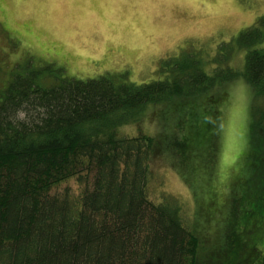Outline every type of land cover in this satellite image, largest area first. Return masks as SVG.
Listing matches in <instances>:
<instances>
[{
	"label": "trees",
	"instance_id": "obj_1",
	"mask_svg": "<svg viewBox=\"0 0 264 264\" xmlns=\"http://www.w3.org/2000/svg\"><path fill=\"white\" fill-rule=\"evenodd\" d=\"M258 30L219 45L211 72L203 58L182 51L163 61L164 78L149 82L123 73L60 77L51 66H26L7 80L0 74V264H264ZM242 48L245 67L235 69L227 61ZM241 76L253 92L251 146L225 182L227 197L220 203L209 195L193 216L177 195L154 198L149 184L159 154L180 167L187 183L215 170L226 96L220 101L211 90ZM149 109L162 123L153 133L140 125ZM73 178L80 190L56 189ZM218 211L226 214L211 248L195 229L215 223Z\"/></svg>",
	"mask_w": 264,
	"mask_h": 264
},
{
	"label": "rangeland",
	"instance_id": "obj_2",
	"mask_svg": "<svg viewBox=\"0 0 264 264\" xmlns=\"http://www.w3.org/2000/svg\"><path fill=\"white\" fill-rule=\"evenodd\" d=\"M252 27L258 28L259 34L262 31L253 47L264 49V0H0V30L8 43L5 46L0 35V46H5L2 55L6 56L0 60V74L7 80L26 66L45 71L51 66L60 77L87 79L123 73L128 81L149 82L164 78L163 61L179 57L182 51L203 58L207 61L205 69L211 72L218 46L235 41ZM247 51L248 48L239 49L227 63L243 70ZM58 68L62 71L58 72ZM51 80L52 77L45 82ZM215 90L211 92L222 94L220 101L226 96L215 170L206 175L207 179L199 175L187 183L180 167L168 155L159 154L153 160L155 169L149 184L152 196L177 195L192 216L198 203L206 206L209 195L220 203L224 201L228 190L225 182L238 171L242 154L251 146L250 84L241 76ZM156 109H149L144 116L142 131L153 133L162 125L151 115ZM125 131L134 133L137 128L126 126ZM194 163L201 170L202 165ZM184 174L188 175L187 169ZM67 187L81 189L75 178L56 189ZM217 213L215 223L195 229L199 237L208 236V246L210 237L219 243L226 213ZM217 219L221 221L217 223ZM207 251L202 252L203 256Z\"/></svg>",
	"mask_w": 264,
	"mask_h": 264
}]
</instances>
